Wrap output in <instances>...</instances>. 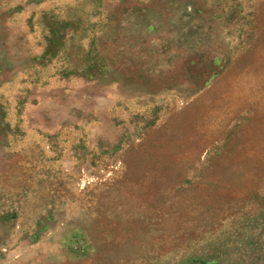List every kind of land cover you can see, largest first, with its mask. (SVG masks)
Instances as JSON below:
<instances>
[{
    "label": "rangeland",
    "instance_id": "rangeland-1",
    "mask_svg": "<svg viewBox=\"0 0 264 264\" xmlns=\"http://www.w3.org/2000/svg\"><path fill=\"white\" fill-rule=\"evenodd\" d=\"M0 264H264V0H0Z\"/></svg>",
    "mask_w": 264,
    "mask_h": 264
}]
</instances>
